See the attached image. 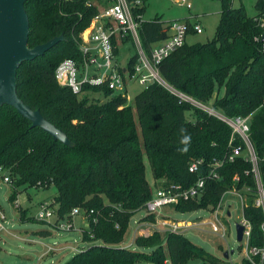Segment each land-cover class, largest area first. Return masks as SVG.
Segmentation results:
<instances>
[{
	"label": "trees",
	"instance_id": "trees-1",
	"mask_svg": "<svg viewBox=\"0 0 264 264\" xmlns=\"http://www.w3.org/2000/svg\"><path fill=\"white\" fill-rule=\"evenodd\" d=\"M220 3L213 38L204 43L185 42L161 60L158 73L167 86L149 83L134 95L130 105L127 97L110 89L102 91L109 98L106 101H91L55 81L59 61L82 59L78 35L96 9H87L82 0H25L29 47L60 34L65 39L20 64L17 94L64 131L73 146L53 140L13 106L4 104L0 106V167L13 181L7 196L11 203L20 187L46 190L53 186L59 219L70 216L74 207L83 209L88 223L81 227L82 240L100 243L81 249L65 264H167L166 260L188 264L195 259L202 264H232L181 232H168L162 238L138 236L134 244L141 250L121 244L128 235L131 217L152 196L145 176V157L154 189L177 183L189 186L206 177L203 196L172 206L176 212L215 210L227 190L241 191L245 196L242 214L250 224L248 247H264V212L255 205L258 191L252 163L244 156L245 143L237 135L230 141L232 128L225 121L177 94L205 104L215 88L224 85V95L216 93L213 109L227 117L249 116V140L264 191V49L259 39L263 28L257 21L264 15V0L255 1L258 13L254 16H249L243 5L234 7L232 0ZM145 9L146 3L135 12L143 14ZM137 31L141 46L149 54L152 45L169 36V22L156 15L143 20ZM129 44L134 53L127 58L125 68L131 75L138 54L133 43ZM85 88L92 93L100 90L94 85ZM181 127L191 135L186 152L178 150L183 147ZM234 146H241L243 154L233 161L225 160L217 170L219 178H207L205 166L188 171L193 158L201 157L205 163L212 158L223 159ZM18 214L20 221L36 220L27 216L26 209L18 208ZM252 257L261 262L258 255ZM242 262L252 264L246 258Z\"/></svg>",
	"mask_w": 264,
	"mask_h": 264
},
{
	"label": "rangeland",
	"instance_id": "rangeland-1",
	"mask_svg": "<svg viewBox=\"0 0 264 264\" xmlns=\"http://www.w3.org/2000/svg\"><path fill=\"white\" fill-rule=\"evenodd\" d=\"M255 1L232 0V5L234 7L243 5L245 12L249 16H254L258 13L254 7ZM186 4H189V8L181 5L177 0H147L145 12L142 14L143 19L149 20L156 15H160L166 23L178 19H188L192 23H198L203 32L190 31L185 41L186 44L204 43L212 39L220 19V0H186ZM133 53L134 49L129 44L120 49L117 58L118 66H125L127 58ZM125 80L127 103L132 105L134 95L141 91L146 84L141 85L134 78L125 77ZM216 93L223 96L224 85L215 88L213 96L205 104L200 103L201 107H199L205 111L211 109L216 115H222L212 106ZM78 97L80 98V96ZM87 97L91 101L101 102L109 99L96 93H90ZM144 162L146 165L145 176L154 191V180L146 157ZM2 174H6V172L0 174V204L7 215V219L3 223L4 230L0 232V264H35L40 253L48 247L51 251L41 258L40 264H65L76 252L91 244L100 243V241L92 243L82 240L81 227L86 228L88 223L83 214L74 217L65 215L63 219L68 218L72 224V230L64 231L55 229L48 222L36 219V212L39 208L38 202L42 200H45L42 203L53 201V195L56 192L53 186L46 188V190L36 187L18 188L16 197L19 199L20 207L26 209L28 217L34 216L36 219L20 221L18 208H15L14 203H11L7 198L10 185L2 181ZM242 204L243 196L228 190L220 201V208H216V211L207 208L195 209L191 212H176L167 206L163 209L164 214L149 216L141 208L136 210L131 217L128 235L121 244L141 250L134 244L136 237L159 235L162 238L170 232L171 223H176L179 226L178 232L185 234L187 238L202 246L206 251L214 253L219 258L224 252H227L228 259H225L226 261H230L232 264H242V260L246 258L245 255L247 254L245 252L246 241L245 236L241 244L236 241L235 227L236 221L242 217ZM188 264H202V261L200 259L190 260Z\"/></svg>",
	"mask_w": 264,
	"mask_h": 264
},
{
	"label": "built area",
	"instance_id": "built-area-1",
	"mask_svg": "<svg viewBox=\"0 0 264 264\" xmlns=\"http://www.w3.org/2000/svg\"><path fill=\"white\" fill-rule=\"evenodd\" d=\"M60 1L72 2L74 0ZM82 1L87 9L91 7L96 9L95 13L91 15L92 17L89 24L81 30L78 35V49L81 51L82 59L79 61L71 58H64L59 61V64L54 72L55 81L59 85L69 87L75 95L80 97L92 93L89 89L85 88V86L92 87L93 85L100 87V90L93 92L98 95L103 96L102 91L105 88L127 97L125 77L137 79L138 83L141 85L159 82L167 86L158 73L159 62L168 57L174 52V50L181 47L185 43L190 30H193L195 33L203 32L201 26L196 22L192 23L182 19L173 20L172 22H169V36L152 45L149 54H147L140 44L137 31L140 23L144 20L143 15L135 12V10L140 9V7L146 3L144 0ZM177 1L181 5L189 8V4H186V0ZM257 21L259 22L260 27L264 30V15L258 17ZM130 41L133 43L138 54V63L135 66L134 73L131 75H129L126 71L125 66L119 67L117 64L120 49L129 44ZM260 41L261 44H263L262 47L264 49V40ZM121 69H123V72ZM177 94L186 101H189L190 103L192 102L201 107L200 103H197L194 99L180 93ZM207 111L216 115L211 109H208ZM216 116L225 121L232 128L230 141L235 135H237L243 143H245L244 156L252 163V172L255 175L258 191V197L255 200V205L257 207L260 206L264 212V191L262 189L253 145L249 140V116L227 117L220 114ZM242 154L243 151L241 146H234L223 159L212 158L209 163H205V160L201 157L193 158L188 165V171L193 173L199 171L201 167L205 166L207 168V178L217 179L219 178L217 170L222 166L224 161H233L235 157L242 156ZM4 172H6V174L1 175L2 181L9 184L11 187L13 181L10 179L7 171L0 167V174ZM235 179H237V177H235ZM206 181V177L203 175V177H199L189 186H183L182 184L177 183L156 188L152 192V196L145 202L143 209L146 211V214L161 215L164 207H172L181 201L199 199L204 194ZM229 191L243 196L244 204L245 196L241 191L236 190L235 188H231ZM13 203L15 208H20L18 198H16ZM243 204L241 207L242 213ZM56 208L57 206L54 204V200L51 202L41 203L36 212V219L42 222H48L55 227V229L61 231L72 230V224L68 218H57L58 214L56 213ZM216 208H220V202ZM70 212L72 217L80 216V214L85 216L81 207H74ZM6 219L7 215L4 213L0 204V232L4 230L3 223ZM53 220H55V222H53ZM56 222L57 225L55 224ZM236 222L244 225L243 237L245 236L246 241V259H248L252 264H261L264 259V247H261L260 249L248 247L247 238L250 231V224L248 220L242 214V217H240ZM171 226L170 232L177 233L179 226H177L176 223H171ZM254 255H258L261 258L260 263H256L254 261L252 257ZM166 263L171 264L169 260H166ZM146 264L152 263L147 262Z\"/></svg>",
	"mask_w": 264,
	"mask_h": 264
},
{
	"label": "water",
	"instance_id": "water-1",
	"mask_svg": "<svg viewBox=\"0 0 264 264\" xmlns=\"http://www.w3.org/2000/svg\"><path fill=\"white\" fill-rule=\"evenodd\" d=\"M24 5L25 0H0V106H13L21 116L31 121L32 126L46 131L55 141L73 146L64 131L44 118L38 109L26 105L17 94L16 73L20 64L43 55L49 48L65 39L64 35L60 34L43 44L29 47V18ZM260 40H264V30L260 34ZM235 225L236 241L241 243L244 225L239 222ZM222 257L228 259V253L224 252Z\"/></svg>",
	"mask_w": 264,
	"mask_h": 264
},
{
	"label": "clouds",
	"instance_id": "clouds-1",
	"mask_svg": "<svg viewBox=\"0 0 264 264\" xmlns=\"http://www.w3.org/2000/svg\"><path fill=\"white\" fill-rule=\"evenodd\" d=\"M180 133H181L180 144L183 145V147L178 150L181 152H186L191 143V135L188 134L187 129L184 127L180 128Z\"/></svg>",
	"mask_w": 264,
	"mask_h": 264
},
{
	"label": "crops",
	"instance_id": "crops-1",
	"mask_svg": "<svg viewBox=\"0 0 264 264\" xmlns=\"http://www.w3.org/2000/svg\"><path fill=\"white\" fill-rule=\"evenodd\" d=\"M182 20L190 21V20H188V19H182ZM187 36H188V35H187ZM186 38H187V37H186ZM16 196H17V195H16ZM28 197H29V196H28ZM16 198H17V197H16ZM44 201H45V200H42V201L38 202V206H39L40 203H42V202H44ZM20 208H22V207H20ZM50 251H51V250H50V248L48 247V249H46L44 252L40 253V255L38 256V258H37L35 264H40V260H41V258L44 257L45 255H47Z\"/></svg>",
	"mask_w": 264,
	"mask_h": 264
}]
</instances>
